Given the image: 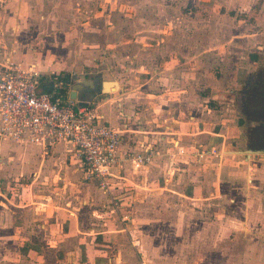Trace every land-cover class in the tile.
I'll return each instance as SVG.
<instances>
[{
  "label": "crops",
  "instance_id": "0c3cea01",
  "mask_svg": "<svg viewBox=\"0 0 264 264\" xmlns=\"http://www.w3.org/2000/svg\"><path fill=\"white\" fill-rule=\"evenodd\" d=\"M212 1L214 7H218L217 11L212 10L215 16L220 20L229 17L233 20L231 25L235 27L234 22L239 15L237 10L248 12L254 0ZM239 5L242 6L236 9ZM31 11L24 6L23 0H0V63H21L41 68L38 58L29 56L25 47L26 35L30 30L38 32L37 38H45L41 36L45 31L40 22L42 11H37L41 17L39 16L38 23H33L34 28L30 17L24 19ZM209 23L211 25L208 30L214 27L212 31H217L218 28L227 31L221 22L216 25ZM194 27L188 31L204 32L207 29L206 24H195ZM126 47L128 48V44ZM164 47L172 49L168 43ZM157 48L150 46L144 49L150 52V56L144 62L143 59L136 60L137 65H140L138 74L137 71L128 73L127 70H134V67L126 68L125 65V72L114 80L118 84L116 92L113 89L110 93L101 95L100 99L95 96L88 103L89 107L102 116L103 123L123 129L119 144L121 156L127 152L146 150L153 154L149 163L137 169H133L130 162L126 161L123 162L122 169H118L120 174L125 175L121 176L127 179L132 176L135 180L137 188L133 204L142 208L147 195L155 196L152 191L165 195L175 192L188 200L186 203H190V210L199 208L208 210L205 213L208 214L209 209H212L214 212L213 216H205L203 220L190 213L188 217L167 218L165 224L171 226V230L173 226H182L180 240L176 238L178 234L163 239L165 245H159L160 240L152 239L149 254L153 257L179 255L171 245L175 241L181 242L178 244H181L184 257L191 256L189 252L195 251L193 247L197 245V251L200 252V246L211 240V232L201 227L199 237H196L193 231L197 225L206 224L209 230L213 227L214 235L219 234L222 225L227 226L231 233L258 225L263 230L260 228L259 233H253L259 237L248 238L252 250L250 255L255 260L261 258V263L258 260V264H264V151L257 152L258 147L252 145L254 141L264 138V125L252 124L248 120L243 122L242 118L235 115L240 104L238 97L241 96L234 91L239 82L243 85L252 81L253 69L259 64L249 55L244 59L236 58L230 66L233 71L230 70L231 73L225 75V84L221 82L222 76H219L220 80L213 76L209 64L200 56L177 57L170 52L165 53L166 57H159ZM152 49L155 51L153 55ZM135 57L139 59L141 55L137 54ZM132 58L131 56L130 61L135 63ZM141 65H148L149 69L145 70ZM53 69L58 72L61 70L58 67ZM57 78L54 77L53 81L47 78L41 80L38 90L50 91L59 80ZM81 82H84V86L80 93L95 90V84L92 86L89 82L88 86V82ZM106 85L108 87L109 84ZM230 87L233 89L228 90ZM70 92L69 86L63 97L70 98ZM0 146L5 153L0 156V165H7V161L16 162L20 158L21 171L31 172L30 166L33 164L31 174L34 179L30 186L38 184L39 201L30 202V206L36 210L37 218L41 219L42 228L51 233L49 235H52V240L49 238V241L57 246L56 253L63 255L62 260H69L72 264H135L138 260L136 257L143 255V246H133L128 234L122 235V224L127 217L121 214L116 217L111 213L120 207L114 206L110 199L112 194L121 192L114 190L115 183L109 190H104L96 181L82 182L83 175L79 165L63 144L43 151L29 143L0 139ZM213 148L216 153H212ZM242 163L245 165L242 166ZM2 171L0 169L1 173ZM237 177H241V180ZM4 183L7 185L9 182ZM4 192L0 189L2 211L9 207L4 201V198L8 201ZM171 202L174 203V199ZM93 212L102 217V220L92 222L90 213ZM88 223L97 227L81 231L80 226ZM249 229L247 232H251ZM71 236L74 240L70 248L60 251L59 244ZM212 238L217 244L223 241L221 234ZM224 240L232 241V238ZM136 241L137 244L141 242L138 239ZM153 241L156 243H152ZM214 254L218 256L221 252Z\"/></svg>",
  "mask_w": 264,
  "mask_h": 264
},
{
  "label": "rangeland",
  "instance_id": "374dc122",
  "mask_svg": "<svg viewBox=\"0 0 264 264\" xmlns=\"http://www.w3.org/2000/svg\"><path fill=\"white\" fill-rule=\"evenodd\" d=\"M23 4L32 10L29 16H24V19L31 18L32 25L35 22L38 23L41 17L37 11H42V18L39 21L45 30L41 36L45 38H37L38 32L30 30L25 39L29 56H36L40 61L42 69L33 66L40 76V82L46 78L53 81L54 77H58L57 82L69 83L73 76L83 75L85 79L95 82L96 87L93 89L101 90L103 81H114L125 72V65L126 68L134 67V70H127L128 73L133 74L134 71L139 70L140 65H137L136 60L143 59L144 62L150 56V52L144 49L157 46L156 51L159 57H166L165 53L170 52H173L172 56L177 57L200 56L207 65L209 64L213 76H216L218 80H220L219 76H222L221 82L227 84L224 78L232 70L231 63L236 58L244 59L249 55L259 65H255L254 76L249 84L241 85L239 82L235 85L234 91L239 92V96L245 92L241 101L245 107L241 105V111L237 109L235 115L242 118V121L250 117L248 121H253L252 124L264 123V0H254L248 12L237 10L239 15L234 22L235 27L231 25L233 20L229 17L220 20L218 16H215L212 10L217 11L218 7H214L212 0H23ZM241 6L239 5L236 9ZM209 22L215 25L221 22L227 31H222L221 28L212 31L214 27L208 30L211 25ZM195 24H206V31H188L195 28ZM165 43L171 44L172 49L167 50L164 47ZM154 52L152 49V55ZM137 54L141 55L139 59L135 57ZM131 56L135 63L130 61ZM19 64L25 70L32 67ZM141 66L145 70L149 69L148 65ZM57 67L61 69L59 72L53 69ZM232 87L227 89H233ZM107 88H110V85ZM114 88L116 92L118 84ZM60 90L63 95L67 92V88L64 87ZM95 90L92 91L95 92ZM105 94L108 93H99L96 96L100 99V96ZM238 102L240 103V97ZM242 109L246 113L242 112ZM1 150L0 146V156H4L5 153ZM12 158L17 159L13 156ZM19 159L16 162L7 161L8 164L4 166L0 165V169H3V173L0 172V189L5 191L3 194L11 203L4 198L9 207L4 208L5 211L0 209V212L4 213L0 214V264H72L69 260H62L63 255L56 253L57 246H53L49 241V238L52 240V235H49L51 233L42 228L41 219L37 218L36 210L30 206V202L39 201L37 197L39 188L35 183L32 187L30 186L34 179L31 174L34 170L33 164L31 163L30 166L31 172H22V162ZM243 165L245 164L242 163ZM18 172L23 176H19ZM237 179L240 181L241 177ZM5 181L9 183L6 185ZM83 181L92 180L82 178ZM95 183L98 185L97 182ZM113 184L114 190H121V192L112 194L113 197L111 196L110 199L114 206L120 207L111 213L116 217L119 214L127 217L122 224V235L128 234L129 242L133 246L144 248L143 255L136 257L138 260L135 264L142 258L150 264H258V260L261 263V258L255 260L254 256L250 255L252 250L248 241V238L259 237L253 233H259L260 228L263 230V227L258 225L251 229L248 227L251 232H247L248 229L242 227L244 229H237L232 233L227 226L222 225L218 235L213 234L215 232L213 227L209 230L206 224L197 225L193 231L195 236L199 237L201 227L203 229L205 227L207 232H211L212 240L201 245L200 252L197 251V245L193 247L195 251L189 252L191 256L184 257L181 253V244H178L181 242L175 241L171 245L179 255L151 256L149 244L152 239L160 240L159 245H165L163 239L167 236L172 238V234H178L176 238L180 240L182 226H173L171 230V226L165 224L167 218L188 217L190 213L203 220L205 216H213V210L209 209L208 214H205L208 210H199V208L190 210L188 207L190 203L187 205L188 200L184 196L175 192L165 195L155 191H152L155 196L147 195L142 208H139L133 204L134 191L137 187L132 176L128 179L125 177L115 179ZM141 190L147 191L144 188ZM172 199L174 203L171 202ZM90 217L94 223L102 220V217H98L94 212L90 213ZM96 227L95 224L88 223V225L80 226V229L85 231ZM220 234L223 241L221 244L214 243L212 237H218ZM228 237L232 238V241L224 240ZM137 239L141 242L135 245L134 242ZM73 240L71 236L62 241L59 244L60 251L69 249ZM217 251L221 252L218 256L214 254Z\"/></svg>",
  "mask_w": 264,
  "mask_h": 264
},
{
  "label": "built area",
  "instance_id": "2783aa9c",
  "mask_svg": "<svg viewBox=\"0 0 264 264\" xmlns=\"http://www.w3.org/2000/svg\"><path fill=\"white\" fill-rule=\"evenodd\" d=\"M40 76L33 68L0 63V138L29 143L43 151L63 144L73 154L83 179L109 190L114 179H123L118 169L130 162L137 169L151 161L150 150L121 156V128L101 121L89 105L64 98L61 88L71 82L54 83L50 91H39ZM216 153L215 149H211ZM202 156V154H200ZM138 241L134 242L136 245ZM137 264H150L141 259Z\"/></svg>",
  "mask_w": 264,
  "mask_h": 264
},
{
  "label": "water",
  "instance_id": "95a60500",
  "mask_svg": "<svg viewBox=\"0 0 264 264\" xmlns=\"http://www.w3.org/2000/svg\"><path fill=\"white\" fill-rule=\"evenodd\" d=\"M74 77V76H73ZM73 77L71 78V92H70V98L77 100L79 104L85 106L87 105L97 94L99 93H109V91L115 89L114 86H117V82L116 81H103L101 84V90L96 89L95 92H84V93H80L82 92L81 90H83V86L82 84H84V82H81L82 79L86 82H88V86L89 85V81H92L94 84L95 82L93 80H87L84 78V76L82 75V77L76 79L75 81L73 80ZM109 84L110 88H107L105 86V84ZM96 85V84H95ZM259 151H263V150H257V152ZM242 152V151H241Z\"/></svg>",
  "mask_w": 264,
  "mask_h": 264
},
{
  "label": "flooded vegetation",
  "instance_id": "af4514ba",
  "mask_svg": "<svg viewBox=\"0 0 264 264\" xmlns=\"http://www.w3.org/2000/svg\"><path fill=\"white\" fill-rule=\"evenodd\" d=\"M244 95H245V92H244V94L242 93V95H241V97H240V104H239V106H237V108L240 109V111H241V105L243 106V108L245 107V104H243V102H241L242 99H243V97H244ZM245 101H247V99H246ZM246 105H247V104H246ZM243 111H244V113H246L244 109H242V112H243ZM257 116H259V115H257ZM244 117H245V116H244ZM249 118H250V117H249ZM249 118L247 117V120H250ZM249 122L253 123V121H249ZM262 125H264V123H262ZM252 145L257 146L258 149L264 151V138H263L261 141H259V140L254 141Z\"/></svg>",
  "mask_w": 264,
  "mask_h": 264
},
{
  "label": "bare ground",
  "instance_id": "6f19581e",
  "mask_svg": "<svg viewBox=\"0 0 264 264\" xmlns=\"http://www.w3.org/2000/svg\"><path fill=\"white\" fill-rule=\"evenodd\" d=\"M80 77H82V75H75L74 77H73V80L75 81L76 79H78V78H80ZM91 84H92V86H94V83L92 82V81H89ZM105 86H107L106 84H105Z\"/></svg>",
  "mask_w": 264,
  "mask_h": 264
}]
</instances>
